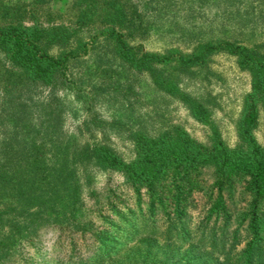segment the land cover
<instances>
[{
  "label": "rangeland",
  "instance_id": "obj_1",
  "mask_svg": "<svg viewBox=\"0 0 264 264\" xmlns=\"http://www.w3.org/2000/svg\"><path fill=\"white\" fill-rule=\"evenodd\" d=\"M0 25L64 27L89 43L87 54L71 60L50 84L33 79L0 50V236L21 230L29 238L12 248L17 263L7 258L4 264L67 260L71 242L82 247L85 240L75 222L103 229L111 204L136 206L124 171L87 160L95 147L107 146L129 164L139 157L136 140L142 135L176 142L184 131L195 145L211 146V126L157 88L150 73L122 61L103 34L107 29L144 52L192 53L200 44L227 40L264 53V0H0ZM158 70L208 108L229 148L239 144L252 86L235 57L218 53L188 72ZM255 136L264 147V109ZM215 179L210 167L195 181L209 188ZM74 186L76 203L67 208ZM165 191L167 196V185ZM57 193V211L51 213L45 205ZM194 197L196 223L203 193L196 188Z\"/></svg>",
  "mask_w": 264,
  "mask_h": 264
},
{
  "label": "trees",
  "instance_id": "obj_2",
  "mask_svg": "<svg viewBox=\"0 0 264 264\" xmlns=\"http://www.w3.org/2000/svg\"><path fill=\"white\" fill-rule=\"evenodd\" d=\"M103 34L113 42L122 61L150 73L157 88L177 97L198 121L211 126V146H197L181 131L176 142L140 136L136 140L139 157L129 164L107 146L90 150L88 161L102 169L124 171L136 206L125 201H121L122 208L111 204L109 214L103 215V229L75 222L85 239L82 247L72 241L68 259L59 257L56 263L264 264V147L255 136L264 109V53L257 47L216 40L200 44L192 53L173 49L159 54L133 47L115 29ZM74 38V33L64 27L0 25V50L33 79L48 84L68 70L71 60L87 54L89 43ZM55 48L59 50L53 54ZM218 53L235 57L239 68L251 76L252 88L238 128L239 144L233 149L213 125L208 108L158 70L163 66L188 72L205 67ZM210 167L216 179L209 188L201 187L195 179ZM27 181L31 185L32 181ZM166 185L170 189L167 196ZM196 188L203 193V207L195 223L193 212L199 209ZM78 189L74 186L69 192L67 208L76 203ZM57 197L58 193L45 205L50 206L51 213L57 211ZM23 240L29 238L21 230L0 236L1 264L7 258L17 263L12 248Z\"/></svg>",
  "mask_w": 264,
  "mask_h": 264
}]
</instances>
